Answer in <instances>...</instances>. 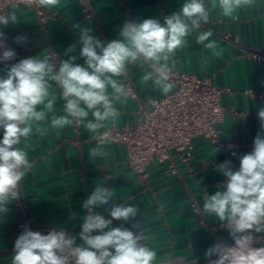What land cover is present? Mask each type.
Segmentation results:
<instances>
[{"label":"crops","instance_id":"1","mask_svg":"<svg viewBox=\"0 0 264 264\" xmlns=\"http://www.w3.org/2000/svg\"><path fill=\"white\" fill-rule=\"evenodd\" d=\"M184 2L89 0L93 10V18L89 19L76 0H60L54 7H45L47 17L43 22L38 20L31 7L12 3L5 14L15 6L19 9V23L2 29L6 37L3 41L16 56L25 51L22 59L37 55L48 57L57 68L61 60L68 59L65 50L75 44L76 51L69 55L76 56L75 63L83 65L84 60L79 56V29L73 25L91 28L92 34L107 44L119 38V31L126 21L156 18L163 23L164 17L178 11ZM205 2L209 22L202 23L199 32L211 30L213 36L210 39L216 47L208 49L196 43L199 32L193 31L186 38V44L175 50L169 67L212 75L213 83L226 89L221 96L224 117L216 124L219 143L194 136L189 157L172 151L164 161L153 159L145 168L146 175L141 176L128 165L122 144L89 133L81 125L75 128L73 124L64 129L51 127L53 114H65L61 89L53 82L54 113H48L47 119L39 122V127L47 131L41 135L34 125L33 133L26 140L22 139L18 146L28 153L32 165L21 181V195L32 227H45L39 231L43 234L63 227L70 235H76L77 243H80L78 233L86 214L82 202L96 183L103 181L105 186L114 188L116 203L138 207L137 219L142 221L146 235L150 237L149 247L157 254L153 264H210L217 257L205 256L209 248L217 244L232 247L234 240L226 223L214 215H206L203 203L208 195L226 183V177L216 170V166L231 160L233 169L237 170L239 158L252 151L259 130L258 110L264 107V59L256 58L253 52L264 49V0H252L251 4L242 6L234 13L235 19L222 15L218 0ZM17 37L27 39L17 43ZM48 53H54V58ZM173 61L174 68L171 67ZM6 64L11 66L8 61ZM6 64L0 63V70ZM127 69L124 76L115 78L126 85L128 94L121 101H114L118 115L114 122H105L103 129L135 123L142 117L144 102L162 94L151 81L142 82L145 72L151 71L147 65L141 66L137 61ZM108 91L111 95V88ZM101 142L106 156L90 163L89 149ZM113 173H119V177L110 179ZM8 208V214L0 219V264H12L15 240L27 227L22 225L23 215L13 201ZM97 211L108 217L104 207ZM72 213L77 214L75 220L70 219ZM122 223L113 220V226ZM125 227L131 225L125 224ZM252 234L263 235L252 247H264V233Z\"/></svg>","mask_w":264,"mask_h":264},{"label":"clouds","instance_id":"2","mask_svg":"<svg viewBox=\"0 0 264 264\" xmlns=\"http://www.w3.org/2000/svg\"><path fill=\"white\" fill-rule=\"evenodd\" d=\"M41 7H54L60 0H35ZM252 0H218L221 13L235 19L234 13ZM216 3H213V8ZM19 9L15 6L7 14H0V41L6 39L3 28L19 23ZM209 22V10L205 0H185L178 11L165 16L163 23L156 18L140 22L126 21L119 38L107 44L92 34V29L73 25L79 29V56L84 64L75 63L77 57L72 44L65 50L68 59L59 67L48 57L32 56L7 66L16 53L6 49L0 63L6 67L0 74V219L10 209L8 205L19 195V185L31 170L28 153L18 147L35 131L43 135L47 129L39 122L54 113L56 97L52 94L53 82L61 89L64 115L53 114L50 125L64 129L77 124L89 133L101 135L105 122H114L118 110L114 101L127 96L126 85L115 77L127 73V66L137 61L147 65L142 82L149 81L168 94L174 88L170 79L169 61L175 50L186 44V38L198 31L202 23ZM211 30L199 32L196 43L208 49L216 47L210 38ZM17 37L16 42L26 40ZM208 42L205 44V42ZM172 68L175 67L173 61ZM109 88L112 93L109 94ZM42 106V107H40ZM39 109V110H38ZM259 130L253 141L252 151L239 158V168L234 170L231 160L216 166L226 177V183L203 203V212L224 222L234 240V247L213 245L205 256L217 259L210 264H264V247L254 248L252 233H264V107L258 110ZM232 155H236L233 153ZM89 162L102 160L106 153L103 142L89 149ZM113 173L110 179L118 178ZM114 188L98 181L82 207L86 214L77 236L70 235L63 227L43 234L28 227L18 235L14 243L12 264H153L156 252L149 247L146 229L138 220L139 209L130 203H116ZM111 205V207H107ZM104 207L108 218L97 209ZM72 213L70 219L75 220ZM119 220L120 226H113ZM125 224L131 227H125ZM235 253H239L236 255ZM195 264V262H193Z\"/></svg>","mask_w":264,"mask_h":264},{"label":"built area","instance_id":"3","mask_svg":"<svg viewBox=\"0 0 264 264\" xmlns=\"http://www.w3.org/2000/svg\"><path fill=\"white\" fill-rule=\"evenodd\" d=\"M76 1L85 17L92 19L93 10L89 0ZM12 3L31 7L41 22L47 17L45 7L39 6L35 0H0V14H5L7 6ZM6 49L7 45L0 41V56ZM23 53L8 62L11 65L19 62ZM48 55L52 58L55 56L54 53ZM253 56L264 59V49L254 51ZM169 75L174 83L172 91L148 98L144 102L142 117L138 121L122 127H107L98 135L102 139L122 144L126 149L128 165L141 176L146 175L145 168L153 159L164 161L171 156L172 151L185 158L189 157L194 136L200 135L212 143H219L216 124L224 117L225 108L221 104V96L226 89L215 85L212 75L208 74L199 75L171 69ZM128 90L135 96L130 87ZM74 127L77 128V124H74ZM19 191L20 195L13 203L23 215L22 225L34 231L45 229L32 227L21 195V182ZM252 236L251 246L263 238V235L259 234ZM234 246L235 244L232 245Z\"/></svg>","mask_w":264,"mask_h":264}]
</instances>
